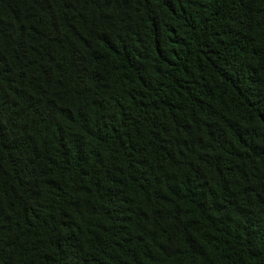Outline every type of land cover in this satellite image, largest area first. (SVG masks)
<instances>
[{
  "label": "trees",
  "instance_id": "trees-1",
  "mask_svg": "<svg viewBox=\"0 0 264 264\" xmlns=\"http://www.w3.org/2000/svg\"><path fill=\"white\" fill-rule=\"evenodd\" d=\"M0 264H264V0H0Z\"/></svg>",
  "mask_w": 264,
  "mask_h": 264
}]
</instances>
